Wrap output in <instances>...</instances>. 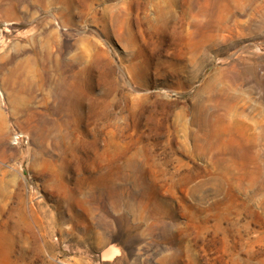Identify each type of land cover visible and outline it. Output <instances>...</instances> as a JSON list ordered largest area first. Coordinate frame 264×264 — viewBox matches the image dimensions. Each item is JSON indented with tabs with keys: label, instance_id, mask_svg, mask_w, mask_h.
I'll use <instances>...</instances> for the list:
<instances>
[{
	"label": "rangeland",
	"instance_id": "1",
	"mask_svg": "<svg viewBox=\"0 0 264 264\" xmlns=\"http://www.w3.org/2000/svg\"><path fill=\"white\" fill-rule=\"evenodd\" d=\"M0 264H264V0H0Z\"/></svg>",
	"mask_w": 264,
	"mask_h": 264
},
{
	"label": "bare ground",
	"instance_id": "2",
	"mask_svg": "<svg viewBox=\"0 0 264 264\" xmlns=\"http://www.w3.org/2000/svg\"><path fill=\"white\" fill-rule=\"evenodd\" d=\"M118 17V16H117Z\"/></svg>",
	"mask_w": 264,
	"mask_h": 264
}]
</instances>
